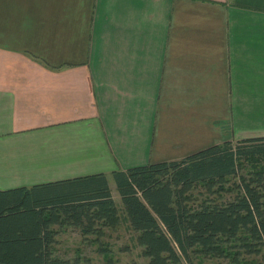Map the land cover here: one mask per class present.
Masks as SVG:
<instances>
[{
  "label": "crops",
  "instance_id": "obj_1",
  "mask_svg": "<svg viewBox=\"0 0 264 264\" xmlns=\"http://www.w3.org/2000/svg\"><path fill=\"white\" fill-rule=\"evenodd\" d=\"M222 121L264 138V0H0V191L178 161Z\"/></svg>",
  "mask_w": 264,
  "mask_h": 264
},
{
  "label": "trees",
  "instance_id": "obj_2",
  "mask_svg": "<svg viewBox=\"0 0 264 264\" xmlns=\"http://www.w3.org/2000/svg\"><path fill=\"white\" fill-rule=\"evenodd\" d=\"M110 177L148 264H193L196 255L235 262L236 247L249 255L264 249V138L212 145ZM197 187L205 194L194 203ZM229 192L231 200H219ZM121 221L104 174L0 191V264H91L54 254L58 230L73 227L98 242ZM102 264L113 262L106 256Z\"/></svg>",
  "mask_w": 264,
  "mask_h": 264
},
{
  "label": "rangeland",
  "instance_id": "obj_3",
  "mask_svg": "<svg viewBox=\"0 0 264 264\" xmlns=\"http://www.w3.org/2000/svg\"><path fill=\"white\" fill-rule=\"evenodd\" d=\"M224 95H219L218 109L223 106ZM219 116H225V112H219ZM186 120H189L186 118ZM204 121V119H203ZM187 122V121H186ZM252 126V125H251ZM217 134L208 135V141L204 131L202 132V142L195 143L194 139L187 136L186 138L179 136L173 137L175 144L179 147H175V152H169V157L174 158L171 160H181L189 154L203 150L216 143L215 140H222V133L230 132L231 128L226 126L225 121L217 124ZM178 131L177 127L174 129ZM213 137V139H212ZM234 144V143H233ZM169 145V144H168ZM170 146V145H169ZM160 147L155 146L154 151H157ZM164 152V151H163ZM177 158V159H175ZM163 159V157L161 158ZM161 159L153 158L152 162H160ZM109 183L112 185V193L116 201V205L119 208L120 216L122 218L121 224L115 229H105L102 237L98 238L91 235L87 238L82 236L80 231L73 227H64L58 230L56 244L54 245V254L61 259L73 260L75 258L87 259L91 264H102L105 262V257L112 259L113 264H148V260L143 257L142 249L136 244L137 234L131 230L125 220L122 203L115 190L114 183L111 177H108ZM205 194L204 189L196 188L193 190L192 198L194 203H198ZM232 193H226L223 195V201H228L233 198ZM103 251H102V250ZM234 252L239 251L237 261L233 262L232 257L217 258L196 255L192 256L193 264H264V249L255 254H246L241 249L236 247L233 249Z\"/></svg>",
  "mask_w": 264,
  "mask_h": 264
}]
</instances>
